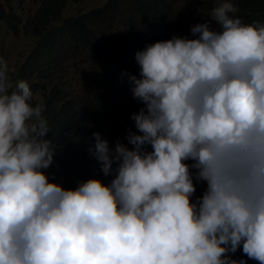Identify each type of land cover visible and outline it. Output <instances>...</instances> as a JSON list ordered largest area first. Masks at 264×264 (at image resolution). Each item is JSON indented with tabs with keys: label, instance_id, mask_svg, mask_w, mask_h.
<instances>
[{
	"label": "clouds",
	"instance_id": "9594fccd",
	"mask_svg": "<svg viewBox=\"0 0 264 264\" xmlns=\"http://www.w3.org/2000/svg\"><path fill=\"white\" fill-rule=\"evenodd\" d=\"M236 12L217 0L192 38L136 51V131L92 133L107 184L49 178L44 106L0 56V264H264V24Z\"/></svg>",
	"mask_w": 264,
	"mask_h": 264
},
{
	"label": "trees",
	"instance_id": "16d2710c",
	"mask_svg": "<svg viewBox=\"0 0 264 264\" xmlns=\"http://www.w3.org/2000/svg\"><path fill=\"white\" fill-rule=\"evenodd\" d=\"M179 1L105 0L100 6L60 18L68 0H39L38 7L26 22L35 38L33 46L10 76L14 83L20 79L27 81L32 94L41 92L44 97L43 100L32 99L31 103L33 106L43 104L42 115L49 126L47 137L55 146L53 163L46 170L50 179L54 174L55 181L62 186L74 188L89 177L99 178L105 184L113 178L104 175L89 151L95 143L92 133L100 132L109 145L114 146L117 140L127 144L128 130L136 131L130 117L144 105L133 98L125 73L139 76V65L134 56L147 44L170 39L173 35L189 38L182 33L186 23L176 27V22L182 18ZM232 3L237 9L235 15L242 23L264 24V0H232ZM193 6L197 14L207 15L206 20H209V12L217 6V0H193ZM0 19L15 30L14 16L10 12L0 8ZM103 23L125 26L132 40L123 43L111 39L101 52L97 51L98 36L93 27ZM210 27L220 29L215 21ZM78 55L94 63V55H99L103 62L93 75V98L88 108L62 89L67 80L63 63L69 64ZM119 74L124 77L122 81ZM148 148L150 150V146ZM193 182L196 192L191 199L195 201L207 185L195 179ZM230 255L236 264H259L243 253L242 246Z\"/></svg>",
	"mask_w": 264,
	"mask_h": 264
},
{
	"label": "rangeland",
	"instance_id": "374dc122",
	"mask_svg": "<svg viewBox=\"0 0 264 264\" xmlns=\"http://www.w3.org/2000/svg\"><path fill=\"white\" fill-rule=\"evenodd\" d=\"M104 2L105 0H68L60 18L76 15L92 7L100 6ZM38 5L39 0H0V8L4 12H10L15 20H13L15 30H13L8 23L0 19V56L6 60L9 66V75L14 74L18 64L22 62L33 46L35 38L26 22ZM178 8L182 12V18L180 20L177 19L176 27L180 28L182 22L186 23L182 33L192 38L193 34L190 31V27L197 23H203L207 19V15L200 16L197 14V10L193 6V0H180ZM93 30L94 34L98 36V43L96 44L97 46L95 45V49L99 52L104 49L105 43L111 39L120 40L123 43H128L132 39L129 30L117 23L109 25L106 23L99 24L94 26ZM78 56L77 58L74 57L75 59L70 61L69 64L63 63L66 68L67 80L66 84H62V89L68 95L74 96L82 106L88 108L91 106L93 98V75L103 62L99 60V55H94L96 63L84 56ZM123 78V75L119 74L121 81ZM37 98L43 100L44 97L41 92L33 93V99Z\"/></svg>",
	"mask_w": 264,
	"mask_h": 264
}]
</instances>
